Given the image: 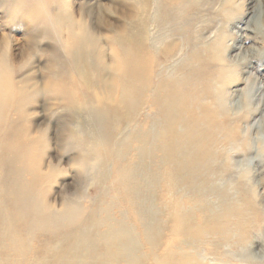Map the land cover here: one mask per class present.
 Instances as JSON below:
<instances>
[{"label":"bare ground","instance_id":"obj_1","mask_svg":"<svg viewBox=\"0 0 264 264\" xmlns=\"http://www.w3.org/2000/svg\"><path fill=\"white\" fill-rule=\"evenodd\" d=\"M102 1L105 0H94V4L86 5L82 11L93 32L111 34L125 26V38L119 41L120 50L113 48L110 54L109 42L102 41L109 71H101L100 75L93 73L87 78L76 75V81L71 79V83L63 82L54 96L50 95V99L54 102L65 99L67 107L82 104L87 99L101 110L106 142L100 144L89 140L87 150L98 154V157H92L94 165L99 162L106 164L114 157H119L111 177L113 195L104 204L110 209L113 207L111 200H116V206L131 213L127 215V220L140 226L145 216L142 210L138 212L135 208V201L141 193L137 182H141L145 175L144 166H149L152 170L149 175L156 179L155 182L163 183L165 190L171 187L175 191L173 196L178 198L173 199L169 213L175 217L172 228L177 236L186 230L197 231L195 227L199 225V229L204 232L201 241L208 237L216 239V243L208 244L207 247L211 253L222 255L225 234L233 228H240L245 233L244 243L247 244L250 228L249 224H245L253 220L251 216L247 218V212L252 213L247 199L240 207L223 208L216 216H210L204 210L193 218L187 214L185 206L190 208L194 203L198 205L202 199L201 194H207L211 182L209 176L216 171L209 166V159L218 146L221 132L228 126V121L222 118L216 108L214 89L223 84L234 102L241 89L229 91V87L245 83L243 79L229 76L231 69L222 63L226 61L225 57L230 50H239L236 55L242 67L262 71L264 46L262 50L252 49L254 60L248 57L250 60L247 61L242 58L240 46L224 44L226 40L234 41L237 36L241 38L243 35L239 33L236 36L230 31L231 34L218 35L212 42L197 41L195 45L194 39L198 40L196 21H200L198 15L202 14V7L200 9L199 6L204 4H201L204 0ZM235 3L236 0H219L220 11L212 18L220 19L232 30V26H235L240 32L248 31L253 39L264 44V0H246L247 5L251 6L247 8L246 20L232 17L235 8L239 10ZM101 5L116 9L119 22L122 23L115 24L118 22L115 16L108 14H105V18L111 27L101 23L98 19ZM16 20L19 23L13 21L12 15L7 13L0 46L13 62V45L8 31L12 27L20 30L26 28L28 34L29 28L22 21L30 22L26 18ZM76 23L80 24L81 21L77 19ZM150 23L168 29L164 44L158 46L151 41ZM239 23L245 27L239 28ZM208 28L207 24L201 28L200 35ZM64 43L69 48L71 39H65ZM180 51L186 55L189 52L188 57H185L187 62L181 61L180 66L175 67L176 73L161 71V64L176 58ZM21 56L23 59L24 54ZM92 64L95 67L94 60ZM28 73L24 70L14 77L0 70V264H195L191 251L197 249L189 252L186 246L179 247L175 241H171L163 247L148 245L147 252L141 254L142 248L137 249L139 241L133 242L129 231H114L113 226L99 230L93 220L86 225L90 228L88 232L81 236L77 231L83 224L81 220L78 221L84 213L82 209L66 199L55 205L54 198L50 200L47 193L37 190V187L50 185L51 177L60 173L61 158L64 157L56 156L55 153H42L41 159L32 157L29 160L31 155L37 154L39 145L43 143L47 146L49 139L46 137L47 128L42 129L43 123L27 119L32 115V109L25 108L32 93L30 85H26V82L31 81V77L26 76ZM38 85L41 88L44 86L43 83L32 81V88ZM82 87L87 94L80 91ZM146 111L150 114L147 115ZM256 113H251L247 120ZM261 116H264V109ZM247 120H242L241 124ZM150 124L153 132L147 128ZM100 126L99 120L97 128L90 133L92 138H96ZM128 128H132L131 132L124 142H120L123 131ZM251 152L236 154L233 158L249 156ZM99 153H102L101 157ZM198 183L206 185L201 188L206 190L205 193L196 190ZM178 188L186 190L180 196L186 197L187 205L178 197ZM220 193V197H227L223 191ZM240 195L243 199L247 198L243 191H240ZM252 215L257 217L256 213ZM245 250L249 254L259 253H253L247 247ZM127 260L129 262H125Z\"/></svg>","mask_w":264,"mask_h":264},{"label":"rangeland","instance_id":"obj_2","mask_svg":"<svg viewBox=\"0 0 264 264\" xmlns=\"http://www.w3.org/2000/svg\"><path fill=\"white\" fill-rule=\"evenodd\" d=\"M218 1L219 0H204L201 3L204 4L199 6V8L202 7V12H200L202 14L201 16L198 15V19L200 21L202 20V23H200V21H196V23L198 22L196 25L198 27L196 30L198 40L194 39V44L196 45L197 41L204 43L212 42L218 35L223 36L224 34H231L232 32L233 35L237 36V34L239 33L241 36L243 35L241 38L237 36V39L235 38L234 41L226 40L224 41V44H234L233 46L236 47L240 46L241 51H243V53L240 51L242 53V58L248 61V59L251 57V59L254 60V54L251 53L252 49L262 50L264 44L258 39H253L252 34L248 33V31L240 32V30L238 28H235V26H232L234 27V30H232L230 26H228L226 23H223L220 19L218 20L212 18L220 11ZM102 2L106 3V0ZM210 3L212 5H209ZM69 4L73 12L79 14L86 5L94 4V0H69ZM235 7H238L239 10L235 8L234 13H232L233 18H236L238 20H244L245 18H248L247 8H250L251 6H248L247 3L245 4L243 0H236ZM12 8V0H0V46L4 36L2 32V26L5 25V18L7 13L12 15ZM58 10L59 9L56 7H53L52 9L53 13L57 12ZM207 11L211 13H208ZM115 18L119 22V16H115ZM209 19L214 23L212 21H209ZM15 22L19 23L16 19ZM118 22H115V24L120 25L122 23ZM204 22H208L206 24L209 28L205 29L202 32V35H200V29L206 27V24ZM22 23L28 26V34H26V28H22L20 30L16 28L14 29L12 27V30L8 31L11 38V43L13 45L12 49L14 62L18 63L23 60L21 58V54H24L23 49L26 44H35L36 46H38L41 52L49 54L35 55L30 66L25 69V71H29L26 76L28 78L31 77V81L26 82V85H30L29 87H31L30 90L32 92L25 108L33 110H31V118L27 117V119L29 121L39 120L38 123H43L44 128L42 126L41 127L42 129L47 128L48 132L46 133V137L47 139H49L47 146H45V144L43 143L39 145V151H37V154H35V156L31 155L29 157V160H31L32 157L41 159L43 156L41 155L42 153L53 155L55 153L56 156L60 155L64 157L61 158L62 162L60 165V173H55L53 177H51L50 185H43L41 186L42 188L37 187V190L40 189L43 193H47V196H49L48 198L50 200H53L52 198H54L53 201L55 205L60 204V202L65 201L66 199V201L73 202L76 206H78V208L82 209L84 213L79 216L78 221L81 220L83 224L81 225L82 227H80L77 231V233L81 234V236L88 232V229L90 228L86 227V225L89 221L93 220L94 226L99 230H106L109 227L113 226L112 228L115 229L114 231H129L131 240H134L133 242L139 241V246L136 245V247L138 246L137 249L142 248L141 254L147 252L146 247L148 245L154 244L158 247H163L171 241H175L179 247L186 246L187 251L189 252L190 250L197 249L195 251H191L193 252L191 254L194 255L195 259V254L200 252L201 250L210 252L207 245L216 243V239H211L210 237H208L206 239L203 238L205 240L201 241L202 238L200 237L203 236L204 232L199 229V225L195 227L197 231L186 230L178 236L173 231L172 225L174 224L175 217L171 216L169 213L171 212L173 206V199L178 198L173 196V193L175 191H173L171 187H169L168 190H165L163 183L155 182L156 179L153 176L149 175L152 172L151 168L149 169V166H144L145 175H143L144 177L142 176L141 182H137V186L139 190H141V193L139 194L140 196L138 195V199H136L135 201V208L138 212H141L142 210V213L145 216L142 224H140L139 226V224L137 225L136 223L134 224L130 220H127V215L129 216L131 215V213H127L123 209L116 206L117 202L114 199L111 200L113 202V207L108 209V206H106L104 202L109 201V197L113 195L111 177L115 171V168L117 167L115 166V164L119 162V157H114L110 162H107L106 164L104 162H102L103 164H100L99 162L94 165L92 157H96V155L98 157V154H95L93 152L91 153L89 150H87V146H89L88 143L90 142L95 143V139L91 137L90 133L97 128L99 122V120H97L98 117L91 115L89 111H72L70 109H67V106L65 105L67 102H64V98L63 101L57 99V101L54 102L50 99L51 96L44 92H40L39 94L34 95V91L38 87L32 88V81L35 80L36 82L45 84L49 79L48 74L51 66L54 65L57 71H59L57 72L58 76L65 77L70 75L71 67L70 64L65 60V58L60 54L61 52L56 48V45L50 39H43L44 33L41 29L26 20L22 21ZM209 23L211 24V26L209 25ZM237 26H239V28L245 27L242 23L237 24ZM249 29L252 30V27H250ZM149 33L151 41H154L158 46H160L161 44H164L163 41L166 39L168 29L164 26L158 24L154 25V23H150ZM177 39L180 40L181 38L177 37ZM41 40H43L42 43ZM238 53L239 50H230L227 53V57H225L226 61L222 63L225 67L231 69L230 73H228L229 76L239 80L243 79L245 81L249 76H252L254 79H257L259 81V85H264V70L256 71L252 67H242L239 62L241 60H239L238 55H236ZM188 55L189 52H187L186 55L185 52L180 51L176 58L162 63L160 66V70L166 73L170 71L176 73L177 68L180 66V62L182 61L184 63L186 61L185 57L187 58ZM234 58H236V60ZM228 59H230L232 62ZM237 60L238 62L235 63V61ZM161 62L162 61H160V63ZM256 62L258 61L256 60ZM261 62L262 61H260V63ZM176 66L177 68H175ZM75 77L76 74H71L69 76V79L67 78L66 81L71 83V79L75 80ZM259 85L255 92L257 101L262 95H264V87H260ZM244 87L245 83H241L238 86L234 85L229 87V91H232L234 89L242 90ZM83 88L84 87H82L80 91L83 92V94H87V91L85 90V88ZM79 100H81V98ZM262 110L263 109L257 111V113L252 116L249 121L247 120L246 123H243L242 126H247V124L250 125L257 119L261 118ZM146 112H148L147 115L150 114L149 111ZM151 127L152 126L150 124L147 128L150 132H153ZM74 129L76 130L74 131ZM77 129L79 132L77 131ZM131 130L132 128H128L127 130L125 129L123 131L120 142L122 140L124 142ZM87 132L89 133L87 134ZM86 134L89 136V138L88 136H86ZM85 142H87V144ZM254 155L255 152L253 151L251 152V154L249 153L248 157H252ZM99 156L101 157L102 153H99ZM244 156L245 155H239L233 159L235 161H239L243 159ZM141 169H143V167H141ZM250 176L252 182L258 186V202L255 199V188H253L250 192L248 188L241 186L240 191L245 192V196L247 198L243 199L241 197L242 195H240L239 200L234 201L228 195L227 197H220L218 193H220L221 190L217 188L212 182H210V187L207 189V194H201L202 199L200 200V203L198 205L194 203L190 208L185 206V211L187 212V214L189 213L190 215H192L193 218L196 215H199L200 212H203L204 210L208 215L216 216L221 213L223 208L233 209L235 207H240L247 199L250 202V209H252V213H256L257 217L253 216L250 211L247 212V218L250 219L251 216V219L253 217V220H250L245 224V226L249 224L250 228L248 242L247 244H245V247L250 248L251 252L253 251V253H260L264 252V160H257L256 162H253L250 168ZM229 178L232 177L230 176ZM26 179H28L27 176ZM203 186L206 185L198 183L195 188L199 192L202 190L201 188H203ZM202 191L204 193L206 192V190ZM177 192H179L178 197L186 203V197L180 196L183 195L186 190L178 188ZM189 195L192 196L193 194ZM244 216H246V213L244 214ZM121 223H123V225H121ZM199 232H201V235L199 234ZM212 253L215 254V252ZM125 262L129 261L127 260Z\"/></svg>","mask_w":264,"mask_h":264},{"label":"clouds","instance_id":"obj_3","mask_svg":"<svg viewBox=\"0 0 264 264\" xmlns=\"http://www.w3.org/2000/svg\"><path fill=\"white\" fill-rule=\"evenodd\" d=\"M12 2V20L26 18L41 29L44 33L43 39H50L71 65V74L87 78L93 73L99 75L101 71H109L107 68L109 63L104 56L106 49L102 41L109 42L110 54L113 48L120 50L119 41L125 38V26L111 34L93 32L89 28V20L84 12L74 13L69 0H12ZM243 2L246 4V0ZM53 7L59 10L53 13ZM110 9L115 11H110ZM105 14L117 16L118 12L109 5H101L98 10L99 21L111 27ZM77 19L81 21L80 24L76 23ZM68 38L71 39V46L66 48L64 41ZM23 50V61L17 63L13 62L0 48V70L15 77L17 73L23 72L30 66L35 55H49L41 52L35 44H27ZM93 60L95 67L92 64ZM69 76H58L56 67L51 66L49 79L43 88L38 85L34 95L44 92L54 96L59 86ZM258 85L259 81H254L253 77L249 76L245 81V87L234 102L223 84L214 89L216 108L222 118L228 121V126L221 132L218 146L209 159V166L216 169L210 174L209 179L234 201L239 200L241 186L248 188L250 192L255 188V199L257 202L259 200L258 186L251 180L250 168L255 160H264V116L250 125L242 127L241 124V121L247 120L251 113L264 109V95L258 101L256 100L255 92ZM259 86L264 87V85ZM225 96H227L226 100ZM67 108L94 113L101 121L94 142L100 144L106 142L105 121L101 110L94 102L85 99L82 104H73ZM250 151H254L255 155L252 157L245 155L239 161L233 159L236 154H245ZM230 176L232 178H229ZM245 238L242 229L229 230L225 234L223 254L216 255L201 250L195 254V264H264V252L249 254L245 250Z\"/></svg>","mask_w":264,"mask_h":264}]
</instances>
